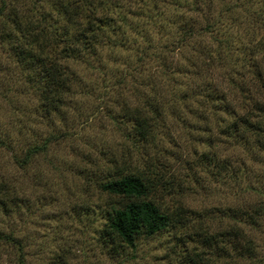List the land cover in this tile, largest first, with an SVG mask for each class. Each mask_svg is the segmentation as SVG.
I'll use <instances>...</instances> for the list:
<instances>
[{
    "label": "trees",
    "instance_id": "trees-1",
    "mask_svg": "<svg viewBox=\"0 0 264 264\" xmlns=\"http://www.w3.org/2000/svg\"><path fill=\"white\" fill-rule=\"evenodd\" d=\"M213 1L43 0L21 11L28 4L11 7L9 0H0V18L13 25L18 62L33 53L21 25L33 21L37 28L30 44L48 57L33 61L34 82L24 74L43 98L71 91L76 83L84 89L74 65H86L82 72L96 73L105 88L137 93V103L125 100L123 123L126 147L134 155L128 165L114 160L106 179L97 183L108 197L99 210L105 220L102 232L113 250L123 249L132 257L140 236L152 239L178 227L187 250L181 251L180 264H264V47L227 34L216 36L219 26L227 28L223 19L215 18ZM122 54L134 56L136 63ZM196 115L201 121L193 122ZM176 125L188 135L194 129V141L201 145L209 138L207 153L214 151V157L208 165L226 178L233 176L239 199L249 191L258 198L225 206L226 213H232L223 217L231 220L226 226L220 217L218 228L206 225L204 217L186 223L159 205L165 186L155 178L154 170H160L148 168L142 148L157 142L181 151L183 143L171 132ZM2 139L6 143L1 147L14 146L10 134ZM25 149V159L44 153L47 139L30 142ZM191 149L187 158L179 153L183 166L190 164ZM3 198L0 195V209L10 215L14 196L10 201ZM23 246L14 233L0 231V247L11 249L0 250V264L4 257L8 264H26Z\"/></svg>",
    "mask_w": 264,
    "mask_h": 264
},
{
    "label": "rangeland",
    "instance_id": "rangeland-1",
    "mask_svg": "<svg viewBox=\"0 0 264 264\" xmlns=\"http://www.w3.org/2000/svg\"><path fill=\"white\" fill-rule=\"evenodd\" d=\"M9 1L11 7L28 4L21 10L26 11L43 0ZM213 3L215 18L223 19L221 23L227 28L223 31L219 26L216 36L227 34L241 43H262L264 47V0ZM20 28L33 52L26 62H20V58L18 62L13 51L12 23L0 18V147L6 143L2 139L5 134L15 141L13 147L0 148V195L6 201L14 196L10 215L0 209V231L14 233L23 242L26 264H57L60 259L65 264H180L181 251L186 247L178 227L152 239L140 236L133 257L123 249L113 250L102 232L105 220L99 210L108 197L97 183L106 179L114 160L128 165L130 155H134L132 148L126 147L123 123L127 118L126 104L137 103V93L105 88L96 73L82 72L86 65H74L84 80V89L76 83L71 91L43 98L40 90L30 88L33 84L26 82L24 72L34 82L37 73L30 71L34 69L33 61L48 55L30 44L37 30L33 21ZM187 54L191 51L187 50ZM108 55L105 50V57ZM122 55L136 63L134 56ZM201 119L196 115L193 122ZM171 132L176 142L183 143L181 151L162 148L157 142L142 148L148 168L160 170H154L155 178L165 186L159 193V205L175 211L186 223H199L204 217L206 225L218 228L219 217L232 215L226 213L225 206L258 199L253 192L249 195L250 191L239 199L233 176L226 178L208 165L214 154L212 150L207 153L209 138L201 145L194 141V129L188 135L176 125ZM46 139L47 151L25 159L30 142L43 143ZM189 148L190 164L183 166ZM223 219L226 220L221 226L231 221ZM0 250L5 253L11 249ZM3 261L8 264L7 257Z\"/></svg>",
    "mask_w": 264,
    "mask_h": 264
}]
</instances>
